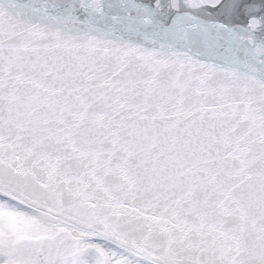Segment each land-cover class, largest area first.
<instances>
[{
  "label": "snow or ice",
  "instance_id": "obj_1",
  "mask_svg": "<svg viewBox=\"0 0 264 264\" xmlns=\"http://www.w3.org/2000/svg\"><path fill=\"white\" fill-rule=\"evenodd\" d=\"M0 264H264V0H0Z\"/></svg>",
  "mask_w": 264,
  "mask_h": 264
}]
</instances>
